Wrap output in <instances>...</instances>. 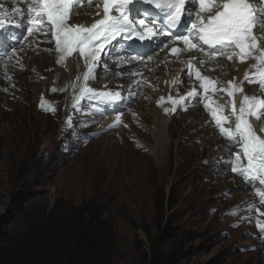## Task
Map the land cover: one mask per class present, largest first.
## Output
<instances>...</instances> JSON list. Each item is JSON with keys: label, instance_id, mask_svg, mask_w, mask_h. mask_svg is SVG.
Returning <instances> with one entry per match:
<instances>
[{"label": "rangeland", "instance_id": "rangeland-1", "mask_svg": "<svg viewBox=\"0 0 264 264\" xmlns=\"http://www.w3.org/2000/svg\"><path fill=\"white\" fill-rule=\"evenodd\" d=\"M43 65L40 73L50 64ZM18 78L23 91L17 98L0 94L1 245L15 244L37 216L92 203L114 240L113 264H264V242L258 252L240 250L246 233L222 234L219 211H207L227 205L215 192L233 183L209 178L201 164L212 156L209 147L184 140L183 122L167 127L169 119L160 116L169 131L162 157L156 131L144 136L153 152L102 136L64 157L56 123L35 109L44 80Z\"/></svg>", "mask_w": 264, "mask_h": 264}, {"label": "snow or ice", "instance_id": "snow-or-ice-1", "mask_svg": "<svg viewBox=\"0 0 264 264\" xmlns=\"http://www.w3.org/2000/svg\"><path fill=\"white\" fill-rule=\"evenodd\" d=\"M15 2L26 4L27 8L13 7L9 11L0 4V30L6 28L7 22L18 16L23 17L26 24L22 20L15 27L26 28L29 35L36 33L47 35L49 31L51 32L56 52L59 54L57 63H62L73 52H78L84 59L87 70L83 73L84 83L80 86V95L74 98V107L86 96L97 97L108 104H114L121 98L118 92H97L88 87L87 81L92 77L105 44L110 43L109 37L115 38L124 30L136 35L140 40H151L158 35H164L170 37L173 42H183L185 47L173 48L171 50L173 53L197 50L209 58H214L217 53L232 51L238 52L241 62L252 58L256 61L251 66L255 72L252 74L246 72L244 79L249 83H258L264 91V47L258 43L264 37L254 35L255 29L264 26V6H258L252 0H142L143 3L154 5L163 16L153 18L146 12L144 18L135 20L134 17L140 15V9L135 5L141 0H103V18L91 26L69 23L72 10L82 5L83 0H15ZM261 3L264 4V0H261ZM113 11L117 14H110ZM185 15L191 21L190 27L184 20ZM137 25L142 29V33ZM172 29H177V33L174 34ZM15 54L16 49L13 48L8 58L11 59ZM0 56H4V53H0ZM200 62L203 63V59ZM188 66L192 68L191 61ZM196 77L201 82L200 87L207 92L212 81L201 76L199 71L196 72ZM229 86L233 91H228V96H233L235 91L243 92L242 87L234 85L232 81H229ZM52 90L56 91L55 88ZM186 95L198 96L199 93L193 90ZM168 99L174 104L180 102L172 100V97ZM46 104L47 101L42 97L41 107ZM205 107L210 106L206 103ZM46 110L55 109L49 105ZM164 111L167 112L169 109L165 108ZM223 111V106H217L211 109V115L229 144L236 143L240 146L235 158L229 161L231 170L253 186L257 184L261 186L262 190L257 195L261 202H264V137L257 135L249 120V117L253 116L259 119L261 112H264V97L244 95L238 112L233 103L234 128L224 126L231 116H224ZM119 121L120 117L117 116L110 127ZM67 123L71 127L70 119ZM261 131H264V128ZM241 153L246 164H241ZM253 210L259 213L258 209L250 205L248 211ZM256 224L261 232H264V221L257 220Z\"/></svg>", "mask_w": 264, "mask_h": 264}, {"label": "trees", "instance_id": "trees-1", "mask_svg": "<svg viewBox=\"0 0 264 264\" xmlns=\"http://www.w3.org/2000/svg\"><path fill=\"white\" fill-rule=\"evenodd\" d=\"M114 250L102 211L86 203L35 217L15 244H0V264H113Z\"/></svg>", "mask_w": 264, "mask_h": 264}, {"label": "bare ground", "instance_id": "bare-ground-1", "mask_svg": "<svg viewBox=\"0 0 264 264\" xmlns=\"http://www.w3.org/2000/svg\"><path fill=\"white\" fill-rule=\"evenodd\" d=\"M95 11H102V7L100 4H98L95 8H94ZM44 66V65H43ZM45 70V69H44ZM253 96H256L257 97V94L253 95ZM249 97H252V96H249ZM156 115H155V119H154V125H155V129L153 130L154 133V137H155V140L157 142V145L159 147V156H164L165 155V149H166V140H167V133H166V122L164 120V118L162 119L160 116H158V111L156 109ZM263 119H264V116H263ZM164 122V123H163ZM250 122H251V125L252 127L255 129V131H258V129H256L257 125L254 123V116L253 117H250ZM256 126V127H255ZM168 127V126H167ZM258 128V127H257Z\"/></svg>", "mask_w": 264, "mask_h": 264}]
</instances>
